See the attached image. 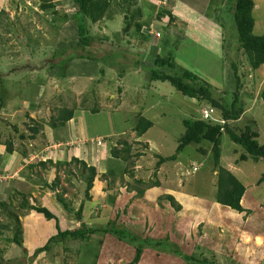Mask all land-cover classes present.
I'll return each instance as SVG.
<instances>
[{
    "label": "rangeland",
    "instance_id": "1",
    "mask_svg": "<svg viewBox=\"0 0 264 264\" xmlns=\"http://www.w3.org/2000/svg\"><path fill=\"white\" fill-rule=\"evenodd\" d=\"M118 1L104 19L87 24L94 46L101 47L94 55L97 60L90 61L66 60L60 54L71 53L78 39L71 0H0V141L12 144L10 154L5 147L0 151V200L17 214L22 230L21 247L10 242L9 231L1 233L0 264H129L137 246L147 251L142 264H163L156 254L166 255L168 264H205L201 262L205 259L206 264H264V160L255 163L249 157L240 162L244 151L222 136L220 166L246 189L241 205L247 211L236 215L215 202L216 172L209 143L190 144L175 161L155 169L156 156L175 154L184 133L182 120L201 119V110L210 105L181 95L169 82L150 81L149 67H132L138 60L149 64L151 48L153 54L165 56L176 46V66L166 73L179 76L183 70L191 71L209 83L214 98L228 104L238 82L244 113L230 126L251 127L264 144V68L252 70L238 50L233 2L128 0L133 5L127 12ZM253 2V33L264 36V19H259V14L264 16V0ZM134 9L140 15L132 24L158 22L153 24L158 38L135 36L131 23L129 34H123L124 20H131ZM180 15L185 20L179 21ZM62 106H75L74 118L52 129L47 123ZM93 107L97 114L90 113ZM216 116L220 119L219 112ZM141 117L153 125L138 138L134 128ZM30 126L38 128L34 139L21 138L32 134ZM79 133L82 139L74 137ZM119 141L130 145L132 156H140L126 163L114 159L110 150L120 149ZM72 157L96 170L90 200L84 196L81 167L71 162ZM63 162L67 166L60 165ZM55 179L52 191L48 186ZM155 181L159 188L147 191ZM57 195L74 212L83 204L81 217L87 227L113 223L136 235L137 243L96 233L85 241L57 240L31 259L33 250L56 235V224L62 231H73L82 223L57 203ZM166 195L174 196L180 211L169 205ZM23 200L45 207L55 219L20 209ZM6 223L0 214V224ZM156 242L161 245L154 246Z\"/></svg>",
    "mask_w": 264,
    "mask_h": 264
},
{
    "label": "trees",
    "instance_id": "2",
    "mask_svg": "<svg viewBox=\"0 0 264 264\" xmlns=\"http://www.w3.org/2000/svg\"><path fill=\"white\" fill-rule=\"evenodd\" d=\"M75 9L76 15L78 17L77 25V42L72 46L71 53L64 52L60 54H65V59L77 58V59H87V60H97L94 55L96 52L101 51V47H95L92 37L89 35L87 24L97 23L100 20L104 19L110 11V6L112 3H115V0H71ZM233 2L232 7V20L235 26L236 31V45L238 50L243 51L249 66L252 70H257L260 66L264 65V36L254 35V18L252 12L254 10L253 0H231ZM133 1L128 0H119L117 6H121L122 10L129 12ZM50 7V5H44L43 8ZM131 20H124L125 27L122 29L124 35L129 34L131 29L132 19L140 15L139 9H134L133 12H130ZM126 19V17L124 18ZM158 23L154 21L153 23L143 24L141 22H135L132 24L134 26L133 34L135 36H145L143 39H147L150 35V28H154L155 24ZM154 24V27H153ZM157 25H160L159 23ZM79 50V51H78ZM154 50L151 48L149 50V64H145L142 61L138 60L133 62L132 67L134 68H147L149 67L148 77L152 82H169L171 86L181 95L195 99L198 102H207L210 108L214 109L215 113L219 112L220 119L217 121H209L204 119L193 120V119H184L182 120V126L184 127V133L178 140V145L175 150V154L162 157L156 156L157 161L155 164V169H158L160 165L167 162H172L176 160V156L181 153L185 147L190 144L199 145L202 142H207L211 145V156L213 160V166L216 172V193H215V202L223 207H227L231 210H234L238 213H242L243 210L241 206V199L245 193V187L229 170L220 166V146L221 138L223 135L228 136L229 140L235 145L239 146L244 153L240 155L239 161L245 162L250 157L253 162H258L260 159L264 160V144H259L258 138L259 134L254 131L251 127L245 126L243 129H232L231 124L236 123L244 113L243 105L240 102L241 96V85L237 82V87L232 93V101L230 104L226 103L224 98L216 99L213 97L211 89L206 80L195 75V73L183 70L179 76H172L165 71L173 70L175 65L174 54L176 53V46L167 51L165 56L159 55L157 53L151 52ZM102 58V57H101ZM114 62V61H113ZM116 63V62H114ZM111 66L112 64L109 63ZM110 66V67H111ZM115 67V65L113 66ZM122 73V72H121ZM261 98L264 100V90L262 91ZM85 102V99H82L81 103ZM0 103V108H1ZM75 106L70 109L67 107H59L54 110L55 116H53L50 121L47 123L48 126L52 129L63 127L67 122L73 120ZM91 114H97L99 111L96 107H93L89 110ZM152 122L141 117L138 119L134 132L138 138H141L147 130L152 127ZM29 130L32 131V134L28 137L21 135V138H28L33 140L35 135L38 132L37 126H30ZM77 135V134H76ZM82 133H79L77 137H81ZM5 150L8 154L12 152V144L10 142H5ZM117 144L122 145L120 149L117 147H112L110 150V155L116 159L121 160L124 163L128 162L133 156H140V154L131 155V147L124 141H119ZM146 148V147H145ZM203 155L206 154L205 150L200 151ZM71 162L74 165L81 167V178L85 183V199L90 200L91 197L89 192L93 187V181L96 176V170L94 167H88L84 161H80L77 158L72 157ZM45 163H41L44 165ZM67 166V163L63 162L60 165ZM132 164V162H131ZM157 171V170H156ZM155 171V172H156ZM71 174L70 171H68ZM132 174V173H131ZM141 183L140 181H136ZM151 187H158L159 183L157 181L151 183ZM49 189L56 190L57 182L56 179L48 186ZM140 196L143 194L142 191L137 192ZM166 201L169 202V205L175 210L180 211L181 207L175 202L173 196L166 195L164 197ZM56 201L59 203L62 208L68 213H74L75 219L78 222H82L80 227L76 230L62 231L60 227L56 224V235L50 237L46 244L43 247L33 250L31 259L37 258L40 254L47 252L50 244L60 240L62 242L67 239H72L73 241H85L88 236H92L96 233L102 234H111L117 238H126L131 242H136L138 240L137 236L130 233V231H121L117 229L113 223H109L104 227H87V225L82 221V209L83 204L80 205L78 211L74 212L73 209L62 199L60 195L56 196ZM20 209L26 211H32L37 214L42 215L46 220L55 219L54 215L45 207L28 205L26 200H23L20 204ZM0 214H3L7 218L6 224H0V235L4 230L9 231L12 234V238L9 239L11 243L17 245L18 247L22 246V230L17 214L12 211L10 205L0 200ZM140 240V239H139ZM143 243V242H142ZM154 246H160L161 243H153ZM152 245V244H150ZM178 256L182 257L185 260L192 261V257H187L182 255L178 250L173 251ZM142 253L141 246H137L135 249V256L129 264H137ZM196 261L194 260V263ZM202 263H208L207 260H202ZM9 264V263H8ZM20 264V263H18ZM196 264H200L197 263Z\"/></svg>",
    "mask_w": 264,
    "mask_h": 264
},
{
    "label": "crops",
    "instance_id": "3",
    "mask_svg": "<svg viewBox=\"0 0 264 264\" xmlns=\"http://www.w3.org/2000/svg\"><path fill=\"white\" fill-rule=\"evenodd\" d=\"M258 15V14H257ZM185 16V15H184ZM179 18L180 19H178L179 21L181 20V19H183V20H185V18H186V16H185V18L183 17V15H180L179 16ZM259 19H264V16H263V14L261 15V14H259ZM192 24V22H190V25ZM256 30H260V29H258V28H256ZM261 68H264V65L263 66H260L258 69H260L261 70ZM257 69V70H258ZM1 111H4V109H2ZM1 128V127H0ZM41 132H43V130L41 131ZM75 138H80V137H77V135H75L74 136ZM83 138V136H81V139ZM28 139V138H27ZM5 142L6 141H0V151H1V148H3V147H5ZM150 148V147H149ZM1 154V153H0ZM1 156V155H0ZM0 160H1V157H0ZM239 180V179H238ZM245 187V186H244ZM159 188V186L158 187H152V188H149L147 191H149V190H152V189H158ZM245 191H246V189H245ZM245 194V193H244ZM164 195V194H163ZM172 196V195H171ZM244 196V195H243ZM174 197V196H173ZM243 198V197H242ZM198 200V199H197ZM241 204H243V200L241 199ZM221 206V205H220ZM242 206V208H243V210H246L245 209V207H244V205H241ZM221 207H223V206H221ZM226 208V207H225ZM229 209V208H228ZM230 210V209H229ZM231 212V214H235L236 215V213L237 214H239L238 212H236V211H233V210H230ZM247 211V210H246ZM203 213H204V211H202ZM206 217V216H205ZM219 217V216H218ZM218 217H217V219H218ZM195 218V217H194ZM209 218H210V216H209ZM196 220V222H200V220L199 219H195ZM198 222V223H199ZM218 226V225H217ZM217 226H215V227H217ZM150 232V231H149ZM255 237V236H254ZM245 238H249V235H245ZM240 249V248H239ZM144 252H147L146 250L145 251H143L142 252V254H141V257H140V259H139V262L137 263V264H142V259H143V257H144ZM163 257H165L166 258V255H163V254H156V259H157V262H161V263H163V264H168V262H169V259H168V257L165 259V260H163L162 258ZM99 264H101L100 263V261L98 262ZM153 264V263H152Z\"/></svg>",
    "mask_w": 264,
    "mask_h": 264
},
{
    "label": "built area",
    "instance_id": "4",
    "mask_svg": "<svg viewBox=\"0 0 264 264\" xmlns=\"http://www.w3.org/2000/svg\"><path fill=\"white\" fill-rule=\"evenodd\" d=\"M148 32H149V34L154 35L156 38H158L160 36V34L153 31L152 28H150V30ZM200 114H201L200 115L201 119H204V120H209V121L215 122L218 119L217 116L215 117L216 113H215L214 109H212L210 107L202 109Z\"/></svg>",
    "mask_w": 264,
    "mask_h": 264
},
{
    "label": "clouds",
    "instance_id": "5",
    "mask_svg": "<svg viewBox=\"0 0 264 264\" xmlns=\"http://www.w3.org/2000/svg\"><path fill=\"white\" fill-rule=\"evenodd\" d=\"M153 29V28H152ZM151 35V34H150ZM156 38V37H155Z\"/></svg>",
    "mask_w": 264,
    "mask_h": 264
}]
</instances>
